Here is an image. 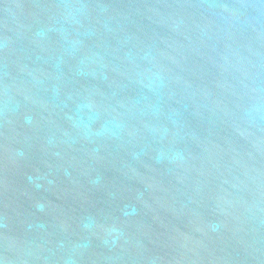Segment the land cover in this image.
Segmentation results:
<instances>
[{
	"label": "water",
	"instance_id": "1",
	"mask_svg": "<svg viewBox=\"0 0 264 264\" xmlns=\"http://www.w3.org/2000/svg\"><path fill=\"white\" fill-rule=\"evenodd\" d=\"M0 264H264V0H0Z\"/></svg>",
	"mask_w": 264,
	"mask_h": 264
}]
</instances>
